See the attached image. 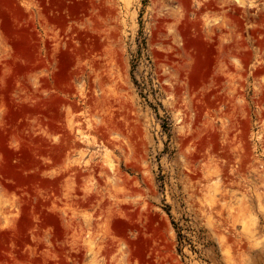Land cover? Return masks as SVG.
<instances>
[{"label": "rangeland", "instance_id": "obj_1", "mask_svg": "<svg viewBox=\"0 0 264 264\" xmlns=\"http://www.w3.org/2000/svg\"><path fill=\"white\" fill-rule=\"evenodd\" d=\"M0 264H264V0H0Z\"/></svg>", "mask_w": 264, "mask_h": 264}]
</instances>
